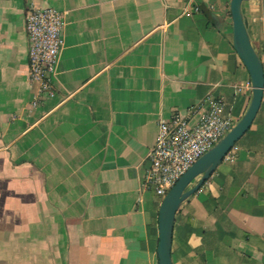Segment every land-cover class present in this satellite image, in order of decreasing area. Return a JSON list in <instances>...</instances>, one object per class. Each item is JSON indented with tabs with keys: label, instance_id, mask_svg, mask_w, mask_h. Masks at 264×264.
Here are the masks:
<instances>
[{
	"label": "crops",
	"instance_id": "1",
	"mask_svg": "<svg viewBox=\"0 0 264 264\" xmlns=\"http://www.w3.org/2000/svg\"><path fill=\"white\" fill-rule=\"evenodd\" d=\"M30 1L66 21L56 96L37 107ZM248 3L242 13L264 66V11ZM230 4L0 0V264H159L163 198L144 179L160 120L214 96L238 122L252 101ZM172 258L264 264V98L250 129L180 205Z\"/></svg>",
	"mask_w": 264,
	"mask_h": 264
},
{
	"label": "built area",
	"instance_id": "2",
	"mask_svg": "<svg viewBox=\"0 0 264 264\" xmlns=\"http://www.w3.org/2000/svg\"><path fill=\"white\" fill-rule=\"evenodd\" d=\"M65 24L64 12L57 8L28 3L25 28L29 72L31 83L37 86L33 107L56 96L53 75L65 42ZM225 107L223 98L209 96L193 106L188 116L176 113L169 119L162 118L156 144L147 156L150 167L145 186L164 198L181 176L236 125L235 118L225 114Z\"/></svg>",
	"mask_w": 264,
	"mask_h": 264
},
{
	"label": "water",
	"instance_id": "3",
	"mask_svg": "<svg viewBox=\"0 0 264 264\" xmlns=\"http://www.w3.org/2000/svg\"><path fill=\"white\" fill-rule=\"evenodd\" d=\"M244 1L248 0H231L230 10L233 18L235 48L252 80V101L236 125L213 148L198 159L164 197L159 211L160 235L157 248L159 264H174L172 258L173 229L180 205L187 197L201 188L228 152L250 129L264 98V66L252 44L248 25L242 13Z\"/></svg>",
	"mask_w": 264,
	"mask_h": 264
},
{
	"label": "rangeland",
	"instance_id": "4",
	"mask_svg": "<svg viewBox=\"0 0 264 264\" xmlns=\"http://www.w3.org/2000/svg\"><path fill=\"white\" fill-rule=\"evenodd\" d=\"M251 0H248V1H244L243 2V5L245 6V4H249L248 2H250ZM255 1H258V4H260L259 6V10L261 11V12H263L264 11V0H255ZM242 10H243V7H242ZM164 199V198H163Z\"/></svg>",
	"mask_w": 264,
	"mask_h": 264
}]
</instances>
